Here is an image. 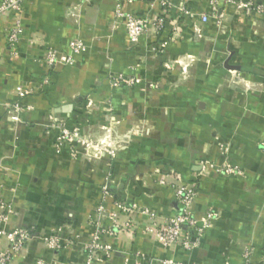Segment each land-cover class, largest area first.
Wrapping results in <instances>:
<instances>
[{"label":"crops","instance_id":"obj_1","mask_svg":"<svg viewBox=\"0 0 264 264\" xmlns=\"http://www.w3.org/2000/svg\"><path fill=\"white\" fill-rule=\"evenodd\" d=\"M172 1L174 16L186 7L195 17L180 19L179 39L159 37L168 43L164 53L147 37L132 43L125 19L115 16L141 14L155 0H92L82 9L79 0H23L17 57L0 22V195L16 211L8 228H34L61 245L53 251L34 239L13 264H87L86 245L100 227L112 229L107 214L131 227L102 233L111 250L92 264H135V254L145 264H240L246 248L263 260L264 16L227 8L224 23L206 24V0ZM74 38L84 45L80 54L71 53ZM50 49L72 54L73 62L50 69ZM110 72L140 82L115 88ZM155 111L178 115H162L152 135ZM59 119L74 136V156L58 145ZM133 126L144 127V138L126 150L89 146L110 129ZM204 161L218 170H201ZM150 172L167 184L153 185ZM180 180L198 185L199 219L215 212L192 252L158 238L164 218L180 209Z\"/></svg>","mask_w":264,"mask_h":264},{"label":"built area","instance_id":"obj_2","mask_svg":"<svg viewBox=\"0 0 264 264\" xmlns=\"http://www.w3.org/2000/svg\"><path fill=\"white\" fill-rule=\"evenodd\" d=\"M91 1L79 0L80 8L86 7ZM130 1L146 2L147 0ZM206 3L208 8L200 10V20L206 24L213 23L221 25L224 23L227 20V8L234 9L235 13L239 15L254 12L257 15L264 16V4L255 3L251 0H206ZM198 4H200L199 1ZM23 7V0H0V22L4 24L6 43L12 57L18 56L17 47L20 35V16L23 12ZM175 9L176 6L172 0H155L151 8L141 14H124L117 10L115 16L116 18L122 17L125 19L124 28L132 43L138 44L142 37H147L155 41L154 51L164 53L168 48V43L160 42L159 37L168 33L172 40L179 39L182 35L180 19L195 17V14L186 7L177 8L178 15L174 16L173 12ZM79 17L80 14H77L76 19ZM7 21L11 25H7ZM183 23H185L184 20ZM69 47L72 54H80L84 51L83 43L77 38L72 39ZM72 54H66L59 49H50L47 54L50 69H54L59 63L63 65L71 64L73 62ZM108 80L110 85L115 88H132L140 82L138 78L128 77L120 73L114 74L112 72L109 73ZM31 93V91H21L20 96L25 97ZM57 127L61 131L58 145L63 146L67 144L70 153L74 156L77 153L74 149L73 134L66 129L64 120L59 119ZM262 146H264V143ZM204 162L199 164L201 170L208 171L209 169H217L213 164L207 161ZM160 183L167 184V179H160ZM174 193L176 203L180 209L177 213L164 218L158 231L159 242L164 247H173L186 252H192L198 247L204 228L212 225L215 212L208 211L201 219L195 215L193 207L199 197L198 185L195 182L186 183L180 180L174 186ZM120 205L125 210L129 209L123 202ZM104 212V208L100 206L97 211L98 219L104 216ZM15 214L16 211L11 201L0 195V243L3 240L6 241V248L2 249L0 247V264H13L15 256L34 239L43 240L47 248L53 251L61 247L57 236L42 238L34 228H8V223ZM107 216L114 221L112 231H107L109 233L116 229L125 231L131 227L129 223L120 227L116 223V217L113 214H107ZM99 221L98 224H100ZM200 223L202 227H198ZM105 232L106 230L100 227L91 242L86 245L85 250L88 255L87 264L99 261L102 255L108 256L110 253L111 248L102 241V233ZM252 255L253 249L246 248L242 254L240 264H264V258L261 262H256L252 260ZM134 256L135 264H145L143 256L140 254H135ZM39 264L45 263L40 262Z\"/></svg>","mask_w":264,"mask_h":264},{"label":"rangeland","instance_id":"obj_3","mask_svg":"<svg viewBox=\"0 0 264 264\" xmlns=\"http://www.w3.org/2000/svg\"><path fill=\"white\" fill-rule=\"evenodd\" d=\"M154 90H158L156 86ZM173 115V116H177L178 113L177 112H160V111H155L153 112V124H152V135H154L155 131L157 127H155V121L160 122L162 115ZM183 114V113H182ZM137 137V138H133V137ZM144 127L141 126H133V127H126V128H119L116 130L110 129L109 132H106V138L104 140V142L99 141L98 144H93V143H89V146L91 149H94L96 151V146L99 145L101 150L102 148L109 150V151H120V150H126L129 147H131L133 144V142L136 139H143L144 137ZM94 147V148H93ZM98 149V148H97ZM205 163V162H204ZM147 177H149V179H151V181L153 182V185L155 184H161L160 183V177L156 174L153 173H149V175H147ZM141 178H145L144 176H141ZM161 185H166V184H161Z\"/></svg>","mask_w":264,"mask_h":264}]
</instances>
